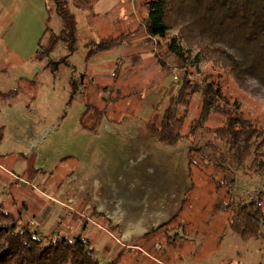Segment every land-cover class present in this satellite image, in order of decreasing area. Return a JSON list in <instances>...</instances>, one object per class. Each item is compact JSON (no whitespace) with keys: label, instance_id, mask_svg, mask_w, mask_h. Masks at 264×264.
I'll return each mask as SVG.
<instances>
[{"label":"rangeland","instance_id":"374dc122","mask_svg":"<svg viewBox=\"0 0 264 264\" xmlns=\"http://www.w3.org/2000/svg\"><path fill=\"white\" fill-rule=\"evenodd\" d=\"M77 1L68 2L78 20L77 49L70 52L68 44H59L52 59L41 60L36 54L47 23L54 32L63 28L53 13L47 22L54 1L0 4V92L16 90L0 98V196L6 207L26 209L25 221L41 235L77 236L84 231L105 264L117 257L118 264H264V230L244 240L227 219L230 214L215 207L219 198L230 195L252 203L264 192V179L233 168L227 174L236 176L237 186L229 194L226 187H217L221 171L200 159L196 166L188 165L187 138L174 145L157 139L155 128L166 102L160 101L174 92L184 74L168 45L162 42L157 48V40L142 31L90 64L84 61L89 39L116 37L138 27L146 15L144 0H89V6L81 7ZM138 52L140 60L129 71L127 62ZM211 65L203 62L198 70L222 87L232 113L264 128V88L254 81L242 87ZM195 69L187 68V75L199 80ZM89 103L104 114L97 125L85 127L81 119ZM190 109L183 132L201 110L198 93ZM100 115L94 111L87 124ZM222 119L211 116L207 127L221 125ZM202 135L208 136L205 130ZM74 184L73 202L68 194ZM87 193L103 200L109 218H123L119 223L126 218L128 225L119 228L123 234L108 221L95 222L101 214L93 211L97 204ZM178 210L179 218L171 222L170 211L172 216ZM91 213L95 219L90 222ZM180 223L188 232L181 242L176 235H184Z\"/></svg>","mask_w":264,"mask_h":264},{"label":"trees","instance_id":"16d2710c","mask_svg":"<svg viewBox=\"0 0 264 264\" xmlns=\"http://www.w3.org/2000/svg\"><path fill=\"white\" fill-rule=\"evenodd\" d=\"M53 1L54 7L48 9L47 22L53 13L62 19L63 28L54 32L47 23L36 59H52L59 44H68L70 52L77 49V16L69 8V0ZM78 1L82 2L79 7L90 4L89 0ZM142 3L146 7V15L140 19L138 27L116 37L89 39L85 43L84 61L90 64L97 56L129 43L134 34L142 31L149 34V40H157V48L164 42L173 53L172 57L180 61L184 74L174 92L160 101L162 105L166 102L163 109L161 106V121L155 128L157 139L166 145H174L187 138L188 165L196 166L200 159L203 164L221 171L223 176L217 179V187H226L229 194L237 186L236 176L227 174L229 171L232 173L233 168H243L264 179V128L240 113H232L222 87L212 80V75H204L198 70L201 63L210 62L212 67L234 77L242 87L249 88L250 82L254 81L264 88V0H144ZM194 51L196 54L191 63ZM140 57L139 52L131 55L127 62L129 71L134 69ZM163 65L173 70L169 63ZM186 67H196L200 79L189 78ZM104 88L108 90L107 86ZM15 91L0 92V98L14 95ZM194 93L201 97V110L190 120L189 130L183 132L191 113ZM116 97L117 100L122 99ZM73 99L74 94L70 95L68 103ZM105 100L109 101V98ZM94 111L101 115L90 126L88 117ZM103 114L104 109L89 103L81 121L85 127H92L99 123ZM215 114L222 115L223 123L207 127V122ZM203 130L208 136L202 135ZM24 203L20 204L22 209L26 206ZM15 207L7 208L6 201L0 196V264H105L95 256L96 248L85 237L84 231L77 236H53L51 232L41 235L25 221L26 209ZM215 207L218 212L230 214L227 219L242 239H255L263 234L264 192H260L252 203L236 200L231 195L228 200L219 198ZM179 216L178 210L170 221ZM101 219L108 221L101 215L95 222L100 223ZM107 225L111 229L116 228L112 222L108 221ZM178 227H182L184 232V235L176 234L181 242L188 232L183 223ZM118 259L114 258L107 264H118Z\"/></svg>","mask_w":264,"mask_h":264},{"label":"crops","instance_id":"0c3cea01","mask_svg":"<svg viewBox=\"0 0 264 264\" xmlns=\"http://www.w3.org/2000/svg\"><path fill=\"white\" fill-rule=\"evenodd\" d=\"M2 1H4V0H0V4L2 3ZM85 51H86V48H85ZM85 55V54H84ZM100 56H102V55H100ZM99 56H97L96 58H98ZM95 59V58H94ZM93 59V60H94ZM119 62H120V60H119ZM153 130H154V128H153ZM86 176V172L84 173V177ZM78 177V176H77ZM75 189H77V185H75L74 184V188H71L70 189V191H69V194H68V199L69 200H72L73 202L76 200L74 197H73V195L74 194H76V192H75ZM153 193H155V192H153ZM156 194V193H155ZM157 195V194H156ZM52 196V195H51ZM86 197H90V198H93L94 199V194L93 193H87V195H86ZM102 197V195H100V198ZM101 200V201H100ZM100 200H95L94 199V202L97 204V206H95L94 205V207H93V211H96V212H98L99 214H101V215H104V218L106 217V219L109 221V222H112L113 224H114V222H115V227L116 228H118L117 230H118V232H122V234L124 233V230H120L119 228H121V227H126V225H128V223H124L125 222V219H124V221L122 222V223H119L118 221L120 220H122L123 218H121V217H116V218H109L107 215H108V213L105 211L106 209H104L103 208V200L102 199H100ZM63 202V201H62ZM155 202L157 203V198L155 199ZM71 206V205H70ZM71 207H73V206H71ZM87 208V207H86ZM170 210H172V207H171V209ZM90 211H91V209H90ZM105 214H106V216H105ZM171 211H170V217L169 216H167V217H169V220H171ZM93 214L91 213V215L90 216H87V218H88V221H90L91 222V220H94L95 218L92 216ZM159 218H164V217H159ZM114 222H113V221ZM134 223H136L135 221H134ZM133 223V224H134ZM137 224H135V225H133V226H136Z\"/></svg>","mask_w":264,"mask_h":264}]
</instances>
